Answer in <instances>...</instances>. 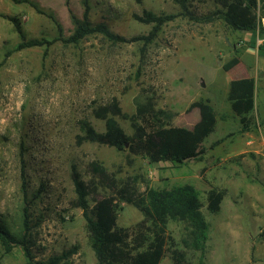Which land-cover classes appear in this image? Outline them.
<instances>
[{
    "label": "rangeland",
    "instance_id": "1",
    "mask_svg": "<svg viewBox=\"0 0 264 264\" xmlns=\"http://www.w3.org/2000/svg\"><path fill=\"white\" fill-rule=\"evenodd\" d=\"M231 0H191V10L207 15L223 9ZM244 6V0H241ZM88 19L104 23L126 39L147 36L152 25L134 15H178L171 0H89ZM82 0H0V224L16 240L23 238L31 264H99L91 248L82 210L75 206L71 181L74 165L90 192L89 209L96 200L111 194L106 182L92 177L90 163L98 162L137 202L117 200L116 227L133 228L141 222L150 190L170 193L176 206V189L191 186L197 195L198 212L207 227L202 248L190 218L172 207L165 225L159 264H233L252 252V263L264 264V90L258 82L255 107L248 116L249 131L241 132L224 90L227 78L222 66L237 57V43L264 44L259 30L233 32L223 23H196L183 17L162 26L146 47L142 41L111 44L90 35L76 44L54 41L48 46L16 51L21 41L59 37L74 30L72 17L81 18ZM258 27L264 26V0L253 9ZM246 33V35H245ZM246 36V37H245ZM244 37V39H243ZM246 39V40H245ZM249 40V41H248ZM256 65V63H255ZM256 68V67H255ZM257 79V78H255ZM260 85V86H259ZM152 98L156 109L171 114L170 126L192 129L199 121L190 105L200 99L211 102L216 113L212 133L203 141L207 148L201 161L176 166L150 163L129 152L80 138L85 124L104 132L102 110L116 100L127 115L136 105ZM123 133L132 137L128 120L116 118ZM222 191L220 211L208 209L210 190ZM27 208L28 230L23 226ZM237 210L229 214V210ZM238 217L235 233L220 230L222 218ZM0 244V264H27L21 246ZM64 257L63 254L72 251ZM236 253L238 256H233ZM231 260L232 263L227 262Z\"/></svg>",
    "mask_w": 264,
    "mask_h": 264
},
{
    "label": "trees",
    "instance_id": "2",
    "mask_svg": "<svg viewBox=\"0 0 264 264\" xmlns=\"http://www.w3.org/2000/svg\"><path fill=\"white\" fill-rule=\"evenodd\" d=\"M14 3L24 0H12ZM143 0H135L141 4ZM179 8L178 15H154L150 12H143L141 16L134 15V19L152 25L147 36L126 39L112 32L104 23H92L88 19L90 10L89 0H82L83 13L81 18L72 17L74 26L73 33L62 38L61 27L55 22L59 37L48 41L46 39L25 40L20 26L15 19L4 16L11 21L21 37V41L15 50L32 47H42L52 44L54 41H62L65 44H76L90 35H100L111 44H121L134 41H142L143 48L140 50L141 58L144 57L146 47L150 45L159 35L162 26L180 16L188 21L196 23H211L215 20L223 23L233 32H251L259 30L264 34V26L258 27L253 9L257 6L258 0H231L224 3L223 9L207 15H197L191 10V0H171ZM259 54L264 51L260 45ZM239 63L237 57L230 59L222 66L224 72L229 71ZM254 80L240 79L231 81L227 93L231 111L239 118L240 131H249L250 122L248 116L255 107L254 102ZM198 111L199 121L192 129L174 127L169 125L171 114L161 109H156L152 98H146L138 103L132 115L123 113L114 99L102 110L104 119V132L98 133L88 124H85V134L80 139L86 142L97 143L108 147L123 150L128 144V150L135 155H141L150 163L160 161L170 162L176 166H182L191 162L201 161L207 153L203 141L212 133L216 123V113L208 100H198L190 105ZM117 117L128 120L135 132L132 137L126 136L118 122ZM92 177L101 183L106 182L107 189L111 192L109 196L96 200L93 207L89 209L88 196L90 194L87 185L82 181L79 172L73 165L71 167V181L75 193V206L82 210L86 222L91 248L94 250L99 264H159L165 247V239L160 226L166 224L172 207L178 206V215L190 218L194 227L199 231L200 237L193 241L195 248H202L207 238V227L201 220L198 212L199 204L195 190L191 186H184L176 189L177 195L173 199L176 206L171 205L170 193L167 191L150 190L148 195V206L144 210V217L141 222L133 228L116 227L117 200H122L136 207L143 202H137L132 195L124 190L115 188V181L106 170L96 161L90 163ZM222 191L210 190L208 193V209L217 213L223 198ZM23 226L28 230L27 208L23 207ZM260 237L264 238V232ZM0 244L6 252H9L11 244L21 246L24 255L28 258L27 264H31V254L23 238L16 240L0 224ZM75 252L63 254L67 257Z\"/></svg>",
    "mask_w": 264,
    "mask_h": 264
},
{
    "label": "crops",
    "instance_id": "3",
    "mask_svg": "<svg viewBox=\"0 0 264 264\" xmlns=\"http://www.w3.org/2000/svg\"><path fill=\"white\" fill-rule=\"evenodd\" d=\"M246 35V33H245ZM247 36V35H246ZM245 36V37H246ZM244 39V37H243ZM246 40V39H245ZM249 41V40H248ZM246 42L242 41L240 43H237L235 48H239V52L237 55V59L239 60V63L235 65L232 69H230L227 72H224L226 74V79L224 81V90L226 93H228L229 84L231 81L234 80H240V79H253L255 83V90H254V102H255V95L257 91V85L258 82L261 83V86L264 90V51L262 54H259L258 48L254 46L253 42L250 41L248 44H245ZM261 46L264 49V44H261ZM256 63V65H255ZM256 67V68H255ZM257 78V79H255ZM260 86V85H259ZM211 104V102H210ZM212 105V104H211ZM213 107V106H212ZM232 115L233 112H232ZM235 116V115H234ZM262 211L260 213L264 214V204L261 208ZM220 211V209H219ZM218 211V212H219ZM217 212V213H218ZM237 210H229V214H236ZM239 221L238 217H230V218H222V226L220 227V230L228 231V233L231 231L232 233H235V229L238 227L236 226V221ZM264 227V224H263ZM208 239V236H207ZM250 251L245 254V256L242 259H239L233 264H257L258 262H261L260 260L255 261L252 263V252L251 247L249 248ZM233 256H238L236 253L233 254ZM227 262L232 263L231 260H227Z\"/></svg>",
    "mask_w": 264,
    "mask_h": 264
}]
</instances>
